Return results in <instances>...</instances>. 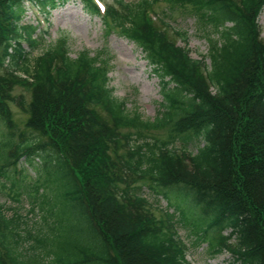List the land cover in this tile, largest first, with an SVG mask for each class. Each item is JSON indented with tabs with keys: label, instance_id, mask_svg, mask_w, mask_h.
<instances>
[{
	"label": "trees",
	"instance_id": "1",
	"mask_svg": "<svg viewBox=\"0 0 264 264\" xmlns=\"http://www.w3.org/2000/svg\"><path fill=\"white\" fill-rule=\"evenodd\" d=\"M69 1L140 51L159 84L155 117L113 95L106 48L72 58L61 32L31 57L45 34L39 22L22 24L25 4L48 11ZM159 3L210 28L206 55L191 56L187 33L155 11ZM262 9L264 0H0V126L8 129L0 178L22 159L44 158L60 169L67 201L55 226L31 230L0 205V264H191L177 228L184 214L156 216L143 186L160 199L169 187L193 194L205 226L197 243L208 242V258L264 264ZM11 106L26 116L29 134L18 140ZM158 131L169 137L146 139Z\"/></svg>",
	"mask_w": 264,
	"mask_h": 264
},
{
	"label": "rangeland",
	"instance_id": "2",
	"mask_svg": "<svg viewBox=\"0 0 264 264\" xmlns=\"http://www.w3.org/2000/svg\"><path fill=\"white\" fill-rule=\"evenodd\" d=\"M124 1L129 3L135 0ZM24 7L22 24L36 25L39 22L45 34L43 41H40L37 49L31 53V57L41 54L61 32L66 33L70 39L69 52L72 58L85 50H88L92 56L106 48L112 59L109 87L113 90V95L124 100L128 109L138 108L144 119H152L157 115L161 102L158 80L151 73L140 51L132 43L115 33L103 30L100 19L85 14L78 1L75 3L69 1L48 11L40 10L35 4H25ZM155 11L167 15L166 22L170 24V27L187 33L188 48L193 58L206 55L208 46L204 32L210 31V28L203 29L188 10H171L165 4L159 3ZM257 21L260 28L264 29V9ZM14 94H24L29 100V94L21 89H15ZM10 108L16 125L14 138L22 132L28 136L26 134L29 132L24 126L26 116L17 107ZM7 132L8 129L5 126H0V137ZM145 137L165 141L169 133L167 131L150 132L146 133ZM16 140H18L17 137ZM42 159L43 162L36 165L29 158L22 159L15 166L8 167L0 178V205L7 218L11 219L15 213L20 214L22 220V222L19 221L20 230H31L36 226L39 227L43 222L53 227L60 217L58 215L66 208L67 201L62 196V184L58 180L57 173L60 174L63 184L66 181L62 178L58 167L46 168L44 158ZM10 177L13 178L15 189L10 184ZM141 184L140 181L136 183V185ZM143 187L140 193L153 206L155 205L154 208L158 209L153 210L156 216L160 214L161 209L175 213L176 219L184 214L182 216L184 221L181 225H177V228L179 236L187 246V260L191 264H228L230 261L228 254L214 259L208 258V242L203 240L204 242L197 243L205 226L198 222L201 211L194 203L193 194L187 196L184 190L169 187L164 191L165 199H160L148 192L145 186ZM217 232L216 230L212 235L214 236ZM227 233L228 231L223 232L224 235ZM22 249L26 250L28 246L24 243ZM49 262V260L46 261V263Z\"/></svg>",
	"mask_w": 264,
	"mask_h": 264
}]
</instances>
